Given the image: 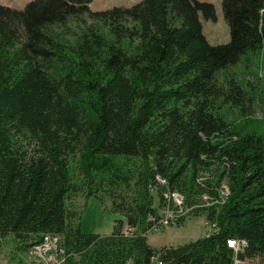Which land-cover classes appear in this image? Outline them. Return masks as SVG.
I'll return each mask as SVG.
<instances>
[{"label":"trees","instance_id":"trees-1","mask_svg":"<svg viewBox=\"0 0 264 264\" xmlns=\"http://www.w3.org/2000/svg\"><path fill=\"white\" fill-rule=\"evenodd\" d=\"M91 2L0 5V240L58 235L64 264H264V0H221L216 45L209 2ZM78 196L110 201L109 234L82 231ZM166 211L206 230L154 248Z\"/></svg>","mask_w":264,"mask_h":264},{"label":"rangeland","instance_id":"rangeland-1","mask_svg":"<svg viewBox=\"0 0 264 264\" xmlns=\"http://www.w3.org/2000/svg\"><path fill=\"white\" fill-rule=\"evenodd\" d=\"M32 0H0V5L10 6L16 10H22L26 3ZM107 1V0H106ZM138 1V0H137ZM203 2H209L214 6L215 18L214 20H203L200 16L202 23V32L205 35L209 44H225L229 41V30L225 23L221 10V0H199ZM105 0H96V3H104ZM120 2H127L128 6L136 2V0H120ZM124 6L119 5H108L103 9L112 7ZM125 7V6H124ZM256 108V107H255ZM254 108V118L262 119L263 113L258 108ZM167 197V195H165ZM73 209L79 213L81 229L85 233H97L102 236L109 234L112 229L113 220L115 215L110 212V201H105L102 207L99 202L94 199H85L84 197L78 196L72 200ZM181 203V202H180ZM179 203V204H180ZM178 204V205H179ZM159 232L149 234L147 237L148 243L154 248H158L163 245L176 246L188 241L194 240L203 235L206 230V224L204 219L201 217H185L183 222L179 226L166 225ZM46 238L50 239L52 249L48 251L51 255L47 260L42 257L41 251L38 254L36 264H64L65 256L63 250L59 249L57 243L60 241L58 235L55 234H44L41 240L37 243L41 245ZM56 244V246H55ZM17 243L11 237L0 240V264H31V258L27 252H20L18 250ZM230 248V247H228ZM233 249V248H231ZM238 260L235 259V264Z\"/></svg>","mask_w":264,"mask_h":264},{"label":"built area","instance_id":"built-area-1","mask_svg":"<svg viewBox=\"0 0 264 264\" xmlns=\"http://www.w3.org/2000/svg\"><path fill=\"white\" fill-rule=\"evenodd\" d=\"M176 203L178 204V202L180 201V198L177 195V199H175ZM164 214L166 215L165 218L163 220H161V226H166L167 223V218H173L172 214L170 211H166L164 212ZM154 232H159V229H155ZM56 246V244H55ZM227 246L233 249H237L238 245L235 241L230 240L227 241ZM54 247H52L50 239L46 238L45 241L41 244V245H35L30 247V249L28 250L27 254L30 256L31 258V263L32 264H36L37 263V259H38V254L41 251L42 257L47 260L51 255L48 254V251L50 249H52ZM46 264H51V263H46Z\"/></svg>","mask_w":264,"mask_h":264},{"label":"crops","instance_id":"crops-1","mask_svg":"<svg viewBox=\"0 0 264 264\" xmlns=\"http://www.w3.org/2000/svg\"><path fill=\"white\" fill-rule=\"evenodd\" d=\"M137 1V0H136ZM119 4H123L124 6H128V3L127 2H120V0H105L104 3H96V0H92L91 4H90V7L92 9H103L105 7H107L108 5H119Z\"/></svg>","mask_w":264,"mask_h":264},{"label":"bare ground","instance_id":"bare-ground-1","mask_svg":"<svg viewBox=\"0 0 264 264\" xmlns=\"http://www.w3.org/2000/svg\"><path fill=\"white\" fill-rule=\"evenodd\" d=\"M169 191V190H168ZM225 193V192H224ZM175 195V199H177V195L176 194H174ZM173 198V197H172ZM180 202H178V204H179ZM236 242V241H235ZM236 243H238V242H236ZM238 245V244H237Z\"/></svg>","mask_w":264,"mask_h":264}]
</instances>
